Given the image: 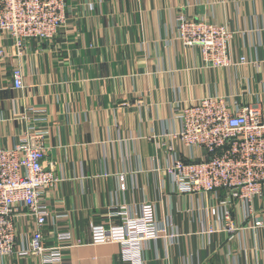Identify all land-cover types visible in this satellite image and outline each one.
I'll list each match as a JSON object with an SVG mask.
<instances>
[{
    "label": "crops",
    "instance_id": "crops-1",
    "mask_svg": "<svg viewBox=\"0 0 264 264\" xmlns=\"http://www.w3.org/2000/svg\"><path fill=\"white\" fill-rule=\"evenodd\" d=\"M66 2L67 23L52 42L34 40L18 56L0 34L7 53L0 58V144L14 146L26 129H49L46 165L53 163L60 179L49 203L58 225L70 224L81 239L65 252V264H126L123 246L93 243L90 227L119 223L114 214L122 206L144 202L179 236L150 243L143 264H264V191L247 219L229 206L234 229H224L221 216L206 214L220 201L180 193L166 171L174 155L190 154L169 136L181 129L182 105L221 95L264 109V0ZM182 14L231 29L233 64L206 65L199 48L181 43ZM243 56L249 64H238ZM18 67L23 89L13 82ZM30 107L45 112L31 114ZM48 244L55 242L49 237ZM0 264L41 263L12 255Z\"/></svg>",
    "mask_w": 264,
    "mask_h": 264
},
{
    "label": "built area",
    "instance_id": "built-area-1",
    "mask_svg": "<svg viewBox=\"0 0 264 264\" xmlns=\"http://www.w3.org/2000/svg\"><path fill=\"white\" fill-rule=\"evenodd\" d=\"M67 13L66 0H0V34L22 56L34 40L54 41L67 23ZM177 21V39L187 47L199 48L206 65L233 64L231 29L183 14ZM6 54L0 49V58ZM238 64H249V60L243 56ZM12 76L15 88L23 89L22 69L15 68ZM39 111L45 112L29 109L31 114ZM176 117L181 129L169 136L190 154L187 158L174 155L166 167L168 175L180 193L208 195L220 201L206 214L221 216L226 222L224 229L233 230V208L229 206L241 209L247 219L264 191V109L258 104L241 105L236 96L209 95L182 105ZM48 135L47 128L26 129L14 146L0 144V263L16 255L37 257L41 264H65V252L81 244L70 224L58 225L49 203L50 191L60 179L54 164L46 165ZM121 187L125 188L123 181ZM116 215L119 223L91 225L92 242L120 243L126 264H143L141 251L150 243H173L179 236L168 232L170 224L159 219L153 202H144L135 210L122 206ZM262 224L256 221L253 226ZM49 237L55 244H48Z\"/></svg>",
    "mask_w": 264,
    "mask_h": 264
}]
</instances>
